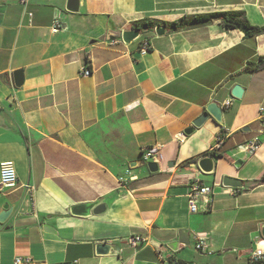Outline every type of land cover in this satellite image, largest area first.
Listing matches in <instances>:
<instances>
[{
  "label": "crops",
  "instance_id": "0c3cea01",
  "mask_svg": "<svg viewBox=\"0 0 264 264\" xmlns=\"http://www.w3.org/2000/svg\"><path fill=\"white\" fill-rule=\"evenodd\" d=\"M67 3L27 0L25 8L0 0V163H13L18 177L0 194V214L11 209L0 223V264H253L252 253L264 250V70L245 67L264 57V35L247 39L214 21L111 42L141 21L223 12H244L264 27V0H80L77 13ZM144 42L150 48L142 55ZM213 102L223 123L210 117L184 136ZM256 137L259 149L243 153ZM155 146L152 174L141 151ZM206 156L216 175L198 170ZM129 169L133 180L123 187L118 179ZM226 176L244 187H223ZM194 180L212 189L197 214L186 199ZM96 202L103 214H71ZM197 234L206 235V252L196 251ZM134 236L147 244L132 249ZM102 243L111 254H96Z\"/></svg>",
  "mask_w": 264,
  "mask_h": 264
},
{
  "label": "built area",
  "instance_id": "2783aa9c",
  "mask_svg": "<svg viewBox=\"0 0 264 264\" xmlns=\"http://www.w3.org/2000/svg\"><path fill=\"white\" fill-rule=\"evenodd\" d=\"M21 5L26 8L27 0H21ZM28 17V23L31 26L32 25V18L33 14L30 12L26 13ZM61 28V23L58 20H55L53 22L52 26V33L56 34L59 32V29ZM120 41H113L111 42L113 45L118 44ZM150 48V45L148 42H144L142 45V48L140 50V53L142 55H145L148 53ZM82 74L84 77H88L91 75V71L89 70L88 66L83 69ZM232 104L231 101H227L224 106L230 107ZM1 109V107H0ZM264 115V108H261L260 111ZM261 144V140L256 137L253 140L249 141L248 143L244 144L241 149L243 153L247 154H253L255 153ZM160 152V147L155 146L151 148H145L141 151V160L144 164L149 163H157L158 156ZM131 171L130 169L125 172V175L119 177L118 182L119 185L126 187L133 178L130 177ZM18 185V177L16 174L15 167L13 163L11 162H4L0 163V194L3 192L4 189H14ZM33 189L31 188V192ZM212 194V189L210 187L205 186L202 184L200 180H194L191 183H189L188 192L186 195L188 207L191 214H197L199 212L200 208V201L204 200L206 201V206H209L210 204V196ZM147 239L143 238L142 236H134L130 237L128 240V245L132 249H137L139 245H145L147 244ZM207 243H206V235L205 234H197L196 235V244L195 249L199 252H206L207 251ZM251 262L253 264H260L261 262H264V250L261 248H257L251 255ZM30 263L29 259H21L17 258L14 261V264H27ZM77 264V262L72 263Z\"/></svg>",
  "mask_w": 264,
  "mask_h": 264
},
{
  "label": "water",
  "instance_id": "95a60500",
  "mask_svg": "<svg viewBox=\"0 0 264 264\" xmlns=\"http://www.w3.org/2000/svg\"><path fill=\"white\" fill-rule=\"evenodd\" d=\"M79 9H80V0H68L67 10L69 12L77 13L79 12ZM155 32L159 37H163L168 33V30L166 27L159 26L156 28ZM139 37H140V32L136 30L123 32L121 35L122 41L127 45L133 43ZM15 84L16 87H21L23 85L22 72H17L15 74ZM242 93L243 90L239 86H235L232 90V96L235 99H240ZM222 115H223V108L216 102L211 103L210 105L207 106L205 114H203L201 117L196 119L193 122L192 127L184 131V136H190L194 134L196 129L203 127L204 124L210 119V117H212L217 123L222 124L223 123ZM241 164H242L241 162H238L235 164V167L239 168ZM147 167L149 169V172L152 174H155L159 171V167L155 163H149ZM197 168L202 174L213 175L215 173V159L211 156H206L197 162ZM221 184L225 188L241 189L244 187L241 181L227 176L221 179ZM10 210L11 209L8 208V206L4 208V212L0 214V223H4L6 221L7 217L10 214ZM105 211H106V206L101 204L100 202L77 205L71 208V214L76 217H89L91 216V214L100 215L103 214ZM262 237L264 238V226L262 227ZM180 243H183L181 239H180ZM177 245H178L177 243L172 244L170 245V248L175 250V247H177ZM113 249L114 247L112 245H109L107 243H102L100 245H97L96 254L97 255L111 254Z\"/></svg>",
  "mask_w": 264,
  "mask_h": 264
},
{
  "label": "trees",
  "instance_id": "16d2710c",
  "mask_svg": "<svg viewBox=\"0 0 264 264\" xmlns=\"http://www.w3.org/2000/svg\"><path fill=\"white\" fill-rule=\"evenodd\" d=\"M214 21L220 22L225 30L241 31L247 39L264 35V27L252 26L247 21L244 12H223L186 16L171 24L162 23L160 21L146 20L135 23L133 27L134 30L140 33H142L143 31H155L159 26L166 27L168 33H178L208 25L213 23ZM262 70H264V57H260L257 62H248L245 67V72L250 74H255ZM196 162L197 161H194L193 163ZM261 180L264 181V176Z\"/></svg>",
  "mask_w": 264,
  "mask_h": 264
}]
</instances>
